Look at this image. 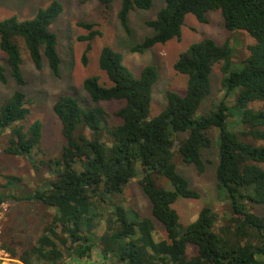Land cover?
Here are the masks:
<instances>
[{"label":"trees","instance_id":"trees-1","mask_svg":"<svg viewBox=\"0 0 264 264\" xmlns=\"http://www.w3.org/2000/svg\"><path fill=\"white\" fill-rule=\"evenodd\" d=\"M113 1L100 0L106 7ZM153 4L154 0H121L118 18L129 30L131 11L150 9ZM213 10H220L227 29L245 30L255 38L240 70L229 69V41L218 44L204 38L192 43L174 63V69L188 78L186 92L169 90L165 108L152 115L157 67L147 64L137 76L121 51L104 46L99 68L108 82H102L99 75L84 81L93 104H84L72 95H62L55 103L65 144L60 156L42 162L51 168L55 179L47 188L25 195L0 194V205L12 199L39 202L56 210L36 244L20 256L25 264H105L110 258L114 264H264V0H165L156 17L147 21L155 32L131 50L142 53L180 39L188 14L208 22V12ZM62 12V3L54 0L31 19L11 16L0 20V48L18 85L27 84L18 37L37 68L46 60L56 75L60 73L59 41L51 25ZM80 24L89 30L82 40L91 41L100 35L93 29L95 23ZM90 48L89 42L83 54L85 64ZM217 63H223L224 96L238 90L235 107L242 114L243 135L262 140L261 145L241 140L228 128L225 100L198 115L212 91L211 75ZM0 81L8 82L7 68L1 62ZM114 100L123 102L114 113L119 123H111V113L100 104ZM255 101L258 107L248 108ZM30 111L22 90L0 104V135L10 130L6 153L31 156L40 146L42 123L36 120L28 128L23 124ZM212 128L218 131V186L231 198L233 211L227 223L217 225L215 212L204 206L194 221L183 226L175 203L181 197L198 199L200 193L178 170L173 151L175 136L179 132L187 134L179 141V152L184 162L203 172L202 152L211 145L207 132ZM34 166L38 170L39 163ZM155 175L167 178L172 187L158 185ZM137 177L150 198L152 215L166 229V238H155L150 217L113 200ZM6 179L15 182L12 175H6ZM257 206L260 212L253 210ZM102 221L106 227L99 235ZM188 244L197 248L191 257L187 256ZM98 245L101 249L97 250Z\"/></svg>","mask_w":264,"mask_h":264},{"label":"rangeland","instance_id":"rangeland-1","mask_svg":"<svg viewBox=\"0 0 264 264\" xmlns=\"http://www.w3.org/2000/svg\"><path fill=\"white\" fill-rule=\"evenodd\" d=\"M54 0H0V20L11 16H17L20 20L33 18L40 8L48 6ZM63 5V12L52 23L51 30L58 36V51L62 62L61 70L56 75L45 60L41 68H37L25 47L21 38H16L19 43L23 63L22 71L26 77V85H18L9 72L7 56L0 48V62L7 68L8 82L0 81V104L16 90H22L29 100L30 114L23 122L28 128L34 121L42 123V138L38 148L31 156H18L8 154L4 148L8 145L10 130H5L0 135V194L16 193L25 195L37 189H45L51 180L55 179L51 168L43 161L60 156L65 144L62 134V122L54 111V105L62 95H72L84 104L92 105L88 93L84 88L87 77L99 75L102 82H108L107 75L99 68V56L104 46H111L124 54L125 63L140 75L141 70L147 64L157 67L159 78L154 84L152 92V115H157L167 104V92H186L187 76L174 69V63L180 53L186 50L192 43L204 38H212L218 44L229 41L232 53L229 69L240 70L244 61L250 55V45L255 38L245 30H229L223 25L220 10L208 12V22L199 21L193 14L186 16V23L182 28L180 39H172L165 44H158L145 52L132 51L131 47L152 35L155 31L147 24V21L156 17L158 11L165 5V0H154L150 9H136L129 15V30L125 29L118 11L121 0H114L106 7L100 0H58ZM81 22L95 23L93 29L100 31L91 41L82 40L81 36L88 35L89 30L83 27ZM90 42L88 62H83V54ZM223 63H217L211 75L212 91L204 100L198 115L208 113L218 102L225 100L229 107L228 128L235 131L240 139L261 145L262 140L252 136L243 135L242 114L235 107V99L238 90L224 96L222 88ZM259 102H252L248 108H257ZM111 113V123H119L121 120L115 116L123 102H100ZM80 131H78V134ZM218 131L212 128L207 132L211 139V145L203 148L202 157L205 163L203 172L194 164L183 161L179 152V141L186 137V133L179 132L175 136L173 146L174 160L180 173L189 181L193 188L200 193V198L189 199L181 197L175 207L180 214V223L187 226L194 221L204 206L212 208L217 215V225L228 222L233 211L231 198L226 191L220 189L216 177L218 164ZM31 157V158H30ZM35 161V162H34ZM39 163L38 170L34 164ZM6 175L15 177V182H8ZM139 175V174H138ZM158 185L171 188V183L163 176H154ZM115 203L121 202L135 213L150 217L155 225V238L167 237L164 225L152 215L150 198L144 192L139 178H133L124 192L115 197ZM254 211H261L257 206ZM56 210L39 202L5 200L0 205L1 241L3 246L17 259L16 264H25L20 256L29 251L37 242L45 227L51 223ZM106 227L102 221L99 234ZM98 243V242H97ZM11 248L16 252L12 255ZM101 246H97L98 250ZM101 249V248H100ZM197 248L194 244H188L187 256L195 255ZM110 258V257H109ZM35 264H45L43 261ZM70 264H79L70 261ZM105 264H114L111 258Z\"/></svg>","mask_w":264,"mask_h":264},{"label":"built area","instance_id":"built-area-1","mask_svg":"<svg viewBox=\"0 0 264 264\" xmlns=\"http://www.w3.org/2000/svg\"><path fill=\"white\" fill-rule=\"evenodd\" d=\"M1 225H0V264H16L17 259L13 258L10 252L3 246L1 241Z\"/></svg>","mask_w":264,"mask_h":264}]
</instances>
